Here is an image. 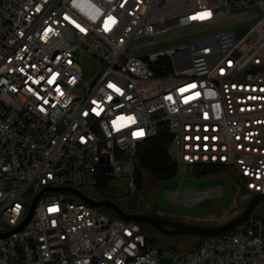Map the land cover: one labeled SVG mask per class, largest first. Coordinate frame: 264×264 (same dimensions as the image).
Masks as SVG:
<instances>
[{"label": "built area", "instance_id": "obj_1", "mask_svg": "<svg viewBox=\"0 0 264 264\" xmlns=\"http://www.w3.org/2000/svg\"><path fill=\"white\" fill-rule=\"evenodd\" d=\"M161 129L177 174L219 166L264 195V0H0V264H160L140 224L70 195L16 229L44 188L127 175L133 194ZM247 226L174 264H264V222Z\"/></svg>", "mask_w": 264, "mask_h": 264}, {"label": "rangeland", "instance_id": "obj_2", "mask_svg": "<svg viewBox=\"0 0 264 264\" xmlns=\"http://www.w3.org/2000/svg\"><path fill=\"white\" fill-rule=\"evenodd\" d=\"M223 18L220 21L230 19ZM189 29L175 31L167 34L166 37L188 32ZM188 38H180L171 42L163 43V46L186 41ZM149 46L144 50H151ZM87 77V73L85 74ZM199 171V170H196ZM127 175L121 179H110V192L113 199L125 207L130 202L132 212H144L155 206L157 213L169 215L177 220L189 223H200L209 225L222 224L240 212V206L245 204L251 195L246 192L239 182V179L232 170H218L208 174L195 176L190 168H183L181 174L169 182L151 185L145 190H136L129 194L126 180ZM87 195L94 198L97 195L93 187L80 189ZM60 195V194H59ZM65 195V194H64ZM69 195L66 196L69 199ZM108 216V214L103 213ZM252 219H260L264 222V204H259L254 210L251 218L237 228V231H246L247 225ZM150 237H154L151 234ZM152 239V238H151ZM155 247L164 248L167 245L176 247L178 252L193 249L197 243L195 238H154ZM152 245V244H151ZM178 253L174 250L160 252V264H174Z\"/></svg>", "mask_w": 264, "mask_h": 264}, {"label": "water", "instance_id": "obj_3", "mask_svg": "<svg viewBox=\"0 0 264 264\" xmlns=\"http://www.w3.org/2000/svg\"><path fill=\"white\" fill-rule=\"evenodd\" d=\"M203 173V170L193 171V174L197 177ZM43 192L70 195L90 207L109 209L115 217L124 222H135L147 226L159 234L172 238L185 236L202 239L207 237L221 236L237 229L240 225L246 223L251 218L257 206L259 204H264V195H251L248 201L240 206V212L233 218L219 225H209L183 222L169 215L158 214L156 211L157 209L144 212H124L115 202L109 199L100 197L91 198L81 190L70 187L44 188L34 197L27 218L25 219L24 223L16 230L20 229L30 220L36 202Z\"/></svg>", "mask_w": 264, "mask_h": 264}, {"label": "trees", "instance_id": "obj_4", "mask_svg": "<svg viewBox=\"0 0 264 264\" xmlns=\"http://www.w3.org/2000/svg\"><path fill=\"white\" fill-rule=\"evenodd\" d=\"M169 145H170V137L168 135V132L166 131V129H161L154 138L148 140L147 142L137 147L135 152V157L133 158V175H132L135 182L136 190L139 191L145 190V188L151 185L154 186L157 183L169 182L175 178V176L177 175V168L175 161L173 160V158L169 153ZM211 170L222 171L226 169L219 166H207L204 168L205 171L204 173L208 174V171L210 172ZM92 187L97 197L109 199L115 202L124 212H130L129 210L131 209L130 202H126L125 207H123L119 202L113 199L112 194L110 192L111 186H110L109 178L98 175L96 184ZM87 196L94 198V196L92 195H87ZM99 211L108 214V216L111 218H115L114 214L109 209L100 208ZM140 226L145 234L147 244L152 248H156L159 251V253L170 250H174L178 254L183 252H189L195 250L200 243L199 238L189 237V238H195L197 240L195 247L193 249L180 251V252H178L176 250V247L172 245H167L165 249L155 247L153 245H157V244L154 238L172 239V237H167L162 234H159L158 232L148 228L147 226L141 224ZM150 234L154 237H150L149 236ZM180 237H185V236H178L175 238H180Z\"/></svg>", "mask_w": 264, "mask_h": 264}, {"label": "flooded vegetation", "instance_id": "obj_5", "mask_svg": "<svg viewBox=\"0 0 264 264\" xmlns=\"http://www.w3.org/2000/svg\"><path fill=\"white\" fill-rule=\"evenodd\" d=\"M193 171H196V170H193ZM199 171H201V170H199ZM203 171H204V169H203ZM205 172V171H204ZM203 174H205V173H203ZM154 209H156L155 208V206H150V210H148V211H153ZM130 210V212H132V210L131 209H129ZM157 211V210H156ZM134 212V211H133Z\"/></svg>", "mask_w": 264, "mask_h": 264}]
</instances>
